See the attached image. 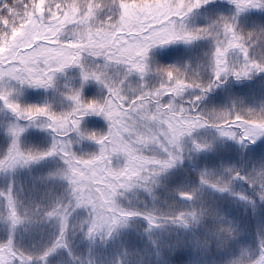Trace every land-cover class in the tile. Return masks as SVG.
<instances>
[{
	"label": "snow or ice",
	"instance_id": "1",
	"mask_svg": "<svg viewBox=\"0 0 264 264\" xmlns=\"http://www.w3.org/2000/svg\"><path fill=\"white\" fill-rule=\"evenodd\" d=\"M0 264H264V0H0Z\"/></svg>",
	"mask_w": 264,
	"mask_h": 264
}]
</instances>
